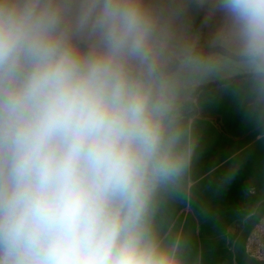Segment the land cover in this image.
<instances>
[{"label":"clouds","instance_id":"9594fccd","mask_svg":"<svg viewBox=\"0 0 264 264\" xmlns=\"http://www.w3.org/2000/svg\"><path fill=\"white\" fill-rule=\"evenodd\" d=\"M218 80L264 121V0H0V264H199L156 217Z\"/></svg>","mask_w":264,"mask_h":264},{"label":"crops","instance_id":"0c3cea01","mask_svg":"<svg viewBox=\"0 0 264 264\" xmlns=\"http://www.w3.org/2000/svg\"><path fill=\"white\" fill-rule=\"evenodd\" d=\"M194 103L193 163L180 184L161 195L157 224L180 237L199 264H264L248 246L264 221V121L241 111L229 83L202 90ZM202 115L219 117L227 135Z\"/></svg>","mask_w":264,"mask_h":264},{"label":"trees","instance_id":"16d2710c","mask_svg":"<svg viewBox=\"0 0 264 264\" xmlns=\"http://www.w3.org/2000/svg\"><path fill=\"white\" fill-rule=\"evenodd\" d=\"M228 83L227 80L225 81H221V82H214V83H210L206 86H204L202 88V90H208L214 86H218V85H222V84H226ZM201 90V91H202ZM200 91V92H201ZM195 104V103H194ZM199 114V111L197 110V108L195 107L194 105V111H193V115H198ZM202 117L206 118V119H209L211 120L214 125L218 128V130L223 134V135H227V132L220 120L219 117H211V116H207V115H202ZM242 228V225L240 223H238L234 229V232H233V235H232V239H236L237 236L239 235V232ZM264 221H262L258 227L255 229V231L253 232L251 238H250V242H249V253L251 255H255V256H261V257H264V249H259L258 250V243H254V241H257L260 237L262 238L261 240V243L262 245L264 246ZM262 232V233H261Z\"/></svg>","mask_w":264,"mask_h":264},{"label":"rangeland","instance_id":"374dc122","mask_svg":"<svg viewBox=\"0 0 264 264\" xmlns=\"http://www.w3.org/2000/svg\"><path fill=\"white\" fill-rule=\"evenodd\" d=\"M263 231H264V230H263ZM261 233H262V232H261ZM261 240H262V238L260 237L257 241H254V243H256V244L258 243V245H257V246H258V250H259V249H262V248L264 249V246L262 245ZM249 242H250V241H249Z\"/></svg>","mask_w":264,"mask_h":264}]
</instances>
